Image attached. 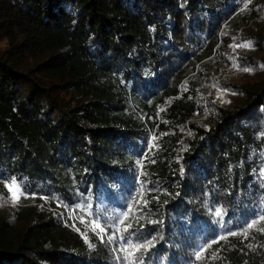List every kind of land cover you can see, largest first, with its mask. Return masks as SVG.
I'll use <instances>...</instances> for the list:
<instances>
[{
	"label": "trees",
	"instance_id": "obj_1",
	"mask_svg": "<svg viewBox=\"0 0 264 264\" xmlns=\"http://www.w3.org/2000/svg\"><path fill=\"white\" fill-rule=\"evenodd\" d=\"M2 43L0 264H264V0H0Z\"/></svg>",
	"mask_w": 264,
	"mask_h": 264
},
{
	"label": "snow or ice",
	"instance_id": "obj_2",
	"mask_svg": "<svg viewBox=\"0 0 264 264\" xmlns=\"http://www.w3.org/2000/svg\"><path fill=\"white\" fill-rule=\"evenodd\" d=\"M233 47L234 48L235 47H248V48H251L252 47V41L249 40V41H247L244 44L233 45ZM236 67L239 68L238 65H236ZM261 67H264V65H261ZM240 70H242L244 72H251L252 71V69L251 68H248V67H244V68H242ZM213 87H215V86H213ZM7 187H8L9 192L12 191V188L13 187H15L17 189V192H20L19 185L16 184L15 179H13L12 182H11V185H8ZM20 195H23V193L21 192ZM19 198H20L19 195L13 194L12 202H13L14 205L19 200ZM144 203L146 205L147 204V201H144ZM217 215H219V212H217ZM127 219H128V217H125V220H127ZM121 223L123 224L124 221H121ZM248 227L251 228V227H253V225L252 224H249ZM95 228L98 229L100 233H104L105 232V229L102 228L100 226V224H96L95 225ZM130 228H132V225L131 224H127L125 226V228H124V231L127 232ZM261 231H264V228H262ZM133 235H134V233H133ZM231 235H236V233H231ZM100 238L103 241L104 236L101 235ZM224 238L225 237H221V239H224ZM113 239H115L114 236H108V240L109 241H112ZM120 239L121 240H124V237L121 236ZM125 243H126L127 246H125L124 244H122L121 247H120V249H119L120 251H122L123 253L126 254L124 256V259L125 260H128L130 257H133L136 252L140 251L141 249H146L147 246H148L147 244H132L131 240H127ZM249 247H251V245ZM197 258L199 259V256H197ZM133 264H136V262L133 261Z\"/></svg>",
	"mask_w": 264,
	"mask_h": 264
},
{
	"label": "rangeland",
	"instance_id": "obj_3",
	"mask_svg": "<svg viewBox=\"0 0 264 264\" xmlns=\"http://www.w3.org/2000/svg\"><path fill=\"white\" fill-rule=\"evenodd\" d=\"M5 46V43L1 44V48H3ZM233 100L234 97L228 94H223L220 96V98H218L215 103L224 107H231V105L233 104ZM11 185V184H9ZM18 185V184H17ZM20 192H17V189L15 187L12 188V191L10 192L11 195V202H12V198H13V194L15 195H19V200L15 203V205L18 204H24L26 202L29 201V196L22 190V188L19 186ZM23 193V195H20V193ZM13 204V202H12Z\"/></svg>",
	"mask_w": 264,
	"mask_h": 264
}]
</instances>
